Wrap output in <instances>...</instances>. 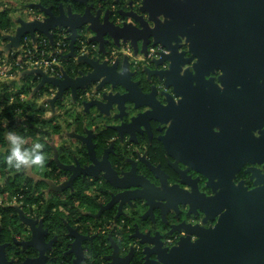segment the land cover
<instances>
[{
    "label": "flooded vegetation",
    "instance_id": "af4514ba",
    "mask_svg": "<svg viewBox=\"0 0 264 264\" xmlns=\"http://www.w3.org/2000/svg\"><path fill=\"white\" fill-rule=\"evenodd\" d=\"M7 1L11 18L21 12L24 20H29L28 10H35L37 20L47 18L44 11L31 5H41L56 15H59L61 6L66 11L72 7L75 13H82L86 7L74 0ZM91 4L95 5L94 11L101 10L102 16L108 15L116 26L125 23L137 25L133 17L147 18V14L142 12L143 0H89L88 6ZM201 19L198 50L201 61L208 65L209 75L202 71L196 89L191 87L190 77H180L185 98L177 97L173 87L165 86L164 81L150 74L157 69L153 61L165 53L161 45L149 44L147 56L136 54L129 43L121 46L110 43L102 52L99 44L89 43L93 35L81 31L76 56L67 58L70 52L64 56V72L70 75L69 63L75 67L73 72L76 76L70 75L72 78L91 71L87 64L79 63L80 57L88 56L110 66L120 62V71L127 58L130 72L134 74L133 80L140 83L144 93L155 91L164 106L171 103V106L180 108L175 113L171 111L168 123L161 129L152 122L150 127H142L141 131L133 129L132 135L126 132V128L121 133L120 128L125 122H114L113 115H104L95 107L86 110V103L100 98L101 93L96 89L98 85L80 90L75 97L68 91L57 102L55 111H52L55 113L57 110L58 114L37 126L54 131L52 138L47 136L50 139L45 141V152L52 154L48 159L55 161V166L49 168L51 178L40 175L44 169L40 172L37 169L19 170L9 174L12 181L19 177L17 184L26 186L22 188L25 193L32 185L35 190L31 193L35 199L48 194L50 187L60 196H75L73 202L63 198L62 202L68 203V207H59L68 215L61 220L63 229H58L60 226L50 228L44 217L38 215L39 204L29 202L25 197L27 202L38 208L35 218L28 217L27 210L22 208L25 215L44 221L49 232L47 242L55 240L49 250V264H74L76 254L71 251L76 238L70 235V228L86 237L82 241V264H120L114 258L116 248L120 260L131 256L130 264H144L147 257L145 248H155L152 241L162 242V248L170 251L184 238L190 237L192 243L199 239L197 235H188L181 226L210 229L218 223L219 217L205 222L201 214L189 215L188 207L177 204L178 200L171 201L178 212L169 211L165 217L157 211L150 214L149 207H145L143 202L123 206L120 202L111 203L118 194L136 188L124 189L113 184L106 171H100L101 167L95 160L105 163V168L109 163L119 179L135 167L137 174L147 179L154 190L165 186L178 193L193 192L206 198L222 192L231 201L239 190L252 192L264 188V83H261L264 81V0H209ZM57 31H53V35ZM64 32L69 34L70 47V33ZM84 36L88 38V53L78 56ZM151 50H154L153 55ZM179 52H186L187 58L191 57L186 39L182 40ZM191 66H185L184 70ZM168 67L169 64L165 63L159 70H167ZM163 91L167 93L165 98ZM131 118L125 119L126 122ZM167 133L166 147L161 138ZM49 147L53 150L48 151ZM184 160L198 161L204 173L187 165ZM27 178H31L33 183L26 185ZM8 193L20 194L12 189H8ZM94 207L96 210L92 211ZM19 221L24 230L22 235H13L8 241V259L13 264H23L27 258L38 256L34 248L24 249L17 244L32 237L30 228L20 218ZM140 234L148 235L149 243L142 244ZM151 259L156 260L157 257L152 255Z\"/></svg>",
    "mask_w": 264,
    "mask_h": 264
},
{
    "label": "water",
    "instance_id": "95a60500",
    "mask_svg": "<svg viewBox=\"0 0 264 264\" xmlns=\"http://www.w3.org/2000/svg\"><path fill=\"white\" fill-rule=\"evenodd\" d=\"M74 1L86 5L82 13H75L72 7L66 11L61 6L59 15H56L51 9L41 5H31L44 11L47 18L32 22L19 19L17 23L20 27L15 37L8 38L12 43L7 48L18 47L23 36L34 37L36 33L43 34L53 44V31L67 30L70 33V53L66 57L72 58L76 56L77 41L80 38V32L83 31L93 35L89 38V43L99 44L102 52L106 51V46L110 43L116 46L129 43L134 47L136 54L141 53L147 56L149 44L161 45L165 53L153 61L157 69L150 74L164 81L165 86L173 87L177 97L185 98L179 83L180 77H190V85L196 89L202 71H206L205 73L209 75L206 70L208 65L203 64L198 50L202 12L209 0H143L142 12L147 14V18L133 17L137 25L125 23L123 26H116L110 21L108 15L103 17L101 10L94 11L95 5L88 6L89 0ZM183 39H186L188 44L190 58H187L186 52H179ZM195 59H197L196 62H194ZM79 63L87 64L91 71L78 78H72L66 72L62 79L50 78L41 71L32 72L42 78L34 90V95L46 85L56 87L57 95L49 101L55 111L57 102L63 99L66 92L71 91L75 97L80 90L98 85L96 89L101 93L100 98L86 103V110L89 111L90 108L95 107L104 115H113L114 122H125L123 124L125 126L120 128L121 133L126 128L129 134H132L133 129L141 131L142 127H150L152 122L157 123L161 129L168 123L172 115L171 111L175 113L176 109L180 108L171 106V103L164 106L157 99L155 91L144 93L140 83L133 80L134 74L130 72L127 58L123 62L122 71L119 68L120 62L110 66L106 62L100 63L88 56L80 57ZM165 63L169 64L168 69L159 70ZM187 65L192 66L184 70ZM192 80H194L193 83ZM162 96L165 98L167 93L163 91ZM179 104L181 105V101ZM142 109L147 110L134 115ZM129 117L132 118L126 122L125 119ZM167 138L168 133L161 138L166 147L168 146ZM183 162L203 172L198 161L184 160ZM95 163L101 167L100 171H106L107 178L116 186L124 189L136 188L134 191L118 194L111 203L120 202L123 206L132 202H143L145 207H149L150 214L157 211L165 217L169 211L178 212L171 203L172 200H178L177 204L188 207L189 215L201 214L205 222L219 217L216 226L210 229L181 226L186 229L188 235L194 234L199 237L195 243L187 237L177 247L168 251L162 248V242L152 241L155 248H145L147 257L144 264H264V188L252 192L245 189L239 190L235 199L232 198L231 201L227 200L222 192L215 197L206 198L204 195H196L193 192L192 194L178 193L174 188L165 186L155 187L154 190L147 179L137 174L135 167L124 178L119 179L109 163L106 168L103 167L105 164L103 162L98 163L95 160ZM67 169L71 170V168ZM86 172L92 173L90 170ZM16 211L32 233L29 241H18L17 244L24 249L34 248L38 251L36 258H27L23 264H49V250L55 240L47 242L49 232L45 228L44 221L28 218L19 208H16ZM175 230L173 228V231ZM1 235L0 228V238ZM70 235L76 238L71 251L76 254L74 264H82L84 258L82 241L86 237L71 228ZM147 236L140 234L142 244L149 243ZM8 245V243L2 244L0 240V264H13V261L8 259ZM152 255L157 259H151ZM114 258L120 264H130L131 261V256L120 260L118 248Z\"/></svg>",
    "mask_w": 264,
    "mask_h": 264
},
{
    "label": "built area",
    "instance_id": "2783aa9c",
    "mask_svg": "<svg viewBox=\"0 0 264 264\" xmlns=\"http://www.w3.org/2000/svg\"><path fill=\"white\" fill-rule=\"evenodd\" d=\"M9 8L7 0H0V15ZM27 21L37 20L35 10H28ZM16 30H0V134L6 139L9 129L37 127L45 120L52 119L58 114L52 111L50 100L57 94V88L46 85L34 95L37 83L41 76L34 71L44 72L50 78H63V58L70 52L69 34L64 30L54 33V43L43 34L36 33L34 37L25 35L18 47H7L12 43L8 38L16 36ZM87 36L81 39L78 56L88 53ZM154 54V50H151ZM31 72L30 74H27ZM32 77H31V76ZM37 78L38 82H35ZM7 140V139H6ZM8 147L0 146V157L7 153ZM3 185V184H0ZM6 201L0 207L21 206L27 210L28 217H37L35 204L26 201L24 195L15 193L1 194ZM17 264V263H15ZM20 264V263H18Z\"/></svg>",
    "mask_w": 264,
    "mask_h": 264
},
{
    "label": "trees",
    "instance_id": "16d2710c",
    "mask_svg": "<svg viewBox=\"0 0 264 264\" xmlns=\"http://www.w3.org/2000/svg\"><path fill=\"white\" fill-rule=\"evenodd\" d=\"M12 25H13V20L10 16L9 11L2 13L0 15V30L10 29ZM67 69H68V73L71 76H76L75 75L76 72L75 73L73 72V69H75V67H73L72 64L69 63ZM35 82L36 83L38 82L37 78H35ZM37 86H38V83L36 87ZM44 91H42V93H44ZM0 146L6 147V148L8 147L7 140L3 138L1 134H0ZM51 150H53V148L51 147L50 149L49 147L48 151H51ZM7 154L8 153H6L3 157H0V184H3V185H0L1 194H5L6 192H8V189L10 190L12 189L20 194L25 195L26 199L29 202H35L39 204L38 215L44 217L45 222L48 224L50 228H53L54 226L56 227L60 226L58 229H63L64 226L61 224V220H63L64 218H67L68 215H66L65 212H61L59 207L60 206L68 207L67 206L68 203L62 202L63 198L67 200H71L73 202L75 196L73 195L70 198L67 197L66 195L60 196L56 194V191H54L52 187H50L48 194L44 193L40 197L35 199L34 195L31 193L33 192V190H35L32 188V185H30V190L25 193V191H22V188H25L26 186H24L23 183L17 184L19 181V177L14 179L13 181L11 180V177H9V174L18 172L19 170L10 168L7 165L6 163ZM53 166H55V161L48 159L47 165L44 168L45 171L40 172L39 170L40 175L43 178H51V173L49 172V168H52ZM32 183H33V180L31 178H27V181H25L26 185L32 184ZM91 210L95 211L96 209L94 207ZM0 226L2 228V235L0 238L2 244H5V243H8V241H11L13 235L17 237L22 235L24 231L22 225H20V221L17 216V211L15 207L0 208ZM21 261H23V259H21Z\"/></svg>",
    "mask_w": 264,
    "mask_h": 264
},
{
    "label": "clouds",
    "instance_id": "9594fccd",
    "mask_svg": "<svg viewBox=\"0 0 264 264\" xmlns=\"http://www.w3.org/2000/svg\"><path fill=\"white\" fill-rule=\"evenodd\" d=\"M264 83V81H261ZM8 150L6 163L10 168L16 170H43L48 162L45 152V143L34 140L28 145L26 138L16 131H9L6 136Z\"/></svg>",
    "mask_w": 264,
    "mask_h": 264
},
{
    "label": "crops",
    "instance_id": "0c3cea01",
    "mask_svg": "<svg viewBox=\"0 0 264 264\" xmlns=\"http://www.w3.org/2000/svg\"><path fill=\"white\" fill-rule=\"evenodd\" d=\"M16 18H17L16 15H14V16L12 15L13 25H12V27H10V30L15 31V30H18V28L20 27L19 26L20 24L17 23ZM9 131H16L19 134H21L22 136H24L26 138L28 145H31L34 142V140H40V141H43L45 143V146H47L46 145L47 143L45 141L50 139L47 136H51V138H52V134L54 133L52 128H49V127L48 128L44 127L43 129H40L38 127H24V128H20V129L11 128V129H9ZM42 133H45V135H42ZM44 150L46 151V149H44ZM47 156H48V158H50L52 156V154L47 152ZM3 199H5V198L0 196V203L2 201H6ZM10 207H12V206H10ZM0 208H6V207H0Z\"/></svg>",
    "mask_w": 264,
    "mask_h": 264
},
{
    "label": "rangeland",
    "instance_id": "374dc122",
    "mask_svg": "<svg viewBox=\"0 0 264 264\" xmlns=\"http://www.w3.org/2000/svg\"><path fill=\"white\" fill-rule=\"evenodd\" d=\"M13 1H16V0H13ZM18 15H17V18H16V20L18 21L19 19H22V20H24L22 17H24V15L20 12V13H17ZM28 19H26V20H24V21H27ZM20 26V25H19ZM17 31V30H16ZM15 33V32H14ZM15 34H17V32L15 33ZM15 37V36H14ZM67 115V113L65 114V116ZM16 208H19V206H17L16 205ZM20 208H21V210H22V207L20 206ZM18 215V214H17ZM18 217H19V215H18ZM0 228H1V226H0ZM2 229V228H1Z\"/></svg>",
    "mask_w": 264,
    "mask_h": 264
}]
</instances>
